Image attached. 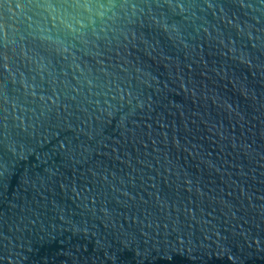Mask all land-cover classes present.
I'll return each instance as SVG.
<instances>
[{
  "label": "water",
  "instance_id": "95a60500",
  "mask_svg": "<svg viewBox=\"0 0 264 264\" xmlns=\"http://www.w3.org/2000/svg\"><path fill=\"white\" fill-rule=\"evenodd\" d=\"M0 264H264V0H0Z\"/></svg>",
  "mask_w": 264,
  "mask_h": 264
}]
</instances>
